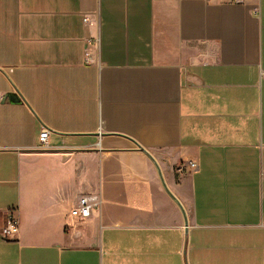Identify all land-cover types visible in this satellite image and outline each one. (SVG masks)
Returning a JSON list of instances; mask_svg holds the SVG:
<instances>
[{
  "label": "crops",
  "instance_id": "0c3cea01",
  "mask_svg": "<svg viewBox=\"0 0 264 264\" xmlns=\"http://www.w3.org/2000/svg\"><path fill=\"white\" fill-rule=\"evenodd\" d=\"M0 264H264V0H0Z\"/></svg>",
  "mask_w": 264,
  "mask_h": 264
},
{
  "label": "built area",
  "instance_id": "2783aa9c",
  "mask_svg": "<svg viewBox=\"0 0 264 264\" xmlns=\"http://www.w3.org/2000/svg\"><path fill=\"white\" fill-rule=\"evenodd\" d=\"M208 2L216 3H234V4H244L248 0H204ZM84 21L87 22L88 18L85 17ZM96 44V42H94ZM87 62L89 60H86ZM49 130L43 128L39 134L40 148H48L47 138ZM199 166L195 161H189L186 165H181L178 168V171L188 170L190 173L198 171ZM101 205L100 199L97 195H82L77 198L76 204L71 208L70 213L77 218H86L91 215L94 210H99ZM18 222L17 219L13 216H10L7 220L6 226L3 228L2 232L5 237L10 234L17 232Z\"/></svg>",
  "mask_w": 264,
  "mask_h": 264
},
{
  "label": "water",
  "instance_id": "95a60500",
  "mask_svg": "<svg viewBox=\"0 0 264 264\" xmlns=\"http://www.w3.org/2000/svg\"><path fill=\"white\" fill-rule=\"evenodd\" d=\"M8 98L10 101H13V102H17L19 101V98L16 94H10V95H7L4 97V100ZM139 149L144 152L148 157L149 159L153 162V164L155 165L156 169H157V172H158V175H159V178L161 180V183L163 185V188L165 189V191L171 196V198H173V200L178 204V206L180 207L181 209V212L183 214V218H184V223L185 225H187V219H186V215H185V212L183 210V207L181 206L180 202L169 192L165 182H164V179H163V176L161 174V171H160V168H159V165L157 164L156 160L154 159V157L147 151L145 150L143 147L141 146H138Z\"/></svg>",
  "mask_w": 264,
  "mask_h": 264
}]
</instances>
